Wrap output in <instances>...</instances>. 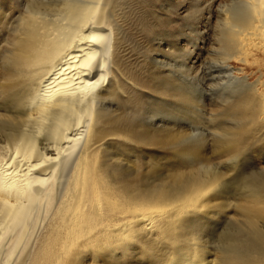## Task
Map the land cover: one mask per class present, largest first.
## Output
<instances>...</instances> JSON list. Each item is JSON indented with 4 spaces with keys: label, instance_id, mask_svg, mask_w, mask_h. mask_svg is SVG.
<instances>
[{
    "label": "bare ground",
    "instance_id": "obj_1",
    "mask_svg": "<svg viewBox=\"0 0 264 264\" xmlns=\"http://www.w3.org/2000/svg\"><path fill=\"white\" fill-rule=\"evenodd\" d=\"M135 1L22 7L0 63V264H264V0H214L205 69L232 72L209 130L192 48L165 75L133 61L152 28Z\"/></svg>",
    "mask_w": 264,
    "mask_h": 264
},
{
    "label": "rangeland",
    "instance_id": "obj_2",
    "mask_svg": "<svg viewBox=\"0 0 264 264\" xmlns=\"http://www.w3.org/2000/svg\"><path fill=\"white\" fill-rule=\"evenodd\" d=\"M147 1L148 0L135 1L136 8L142 7L143 10L148 9L147 11H150L146 13V11L143 12V10H140V13L146 16L144 22L152 25V28L144 27V23H140V20H138L139 28L137 27V32L135 31L137 41L132 43V45L136 46V56L133 57H140V55H142V57L132 59H134V62L143 59L145 64H149V57H152V59L156 58L158 61H155L154 59L155 67L151 70L153 73L156 72V75H165L168 68L178 64V61L173 60L171 57L178 53L183 54L184 51L187 53L188 50L192 48V53H194H191V58L193 59L189 60L187 65L188 68H190L189 73L192 82H195L199 87L205 89L203 91L204 100H202L203 103H201V111L202 114L205 115V121L207 122L203 124V127L209 130V121L212 114L216 112L211 101L213 99L211 98L215 97L214 92H216V90H218L224 83L226 84V77L229 75L230 71L232 72V66H228V69L230 67V70H219L216 67L205 69V66L209 64V61L210 63L212 62V65L217 63V60H212L214 51L212 43L214 40L216 23L218 21L216 11H214L216 3H214V0L210 3H204L202 2L203 0H199V3L196 5L197 7L200 6L202 14L198 17L195 0H152L154 3L151 4V6L148 5V8L146 6ZM13 2L16 3L17 7L4 6V11L2 9L0 11V63L3 59L6 48L9 46L8 44L14 33V29L18 24L19 16L24 10L22 7L26 4V0H14ZM141 2L145 4H142ZM196 37L199 38L195 41ZM193 40L195 41L194 45ZM147 55H149V57ZM207 71H209L208 74ZM155 83L157 85L156 80ZM228 196L234 195L229 193ZM236 202L237 200L234 197H231L228 201V203L231 204L229 212H231L230 214L232 215H236Z\"/></svg>",
    "mask_w": 264,
    "mask_h": 264
}]
</instances>
